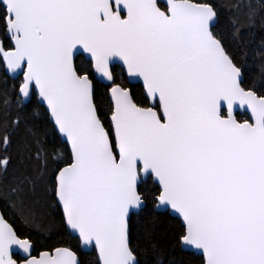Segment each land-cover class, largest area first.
<instances>
[{"label": "snow or ice", "instance_id": "6c2138e0", "mask_svg": "<svg viewBox=\"0 0 264 264\" xmlns=\"http://www.w3.org/2000/svg\"><path fill=\"white\" fill-rule=\"evenodd\" d=\"M256 22L251 0H0V264H264Z\"/></svg>", "mask_w": 264, "mask_h": 264}, {"label": "trees", "instance_id": "16d2710c", "mask_svg": "<svg viewBox=\"0 0 264 264\" xmlns=\"http://www.w3.org/2000/svg\"><path fill=\"white\" fill-rule=\"evenodd\" d=\"M253 3L255 9H256V14H257V22L254 27L255 35L256 38L259 39L260 37L264 36V28L261 27L260 25V17L264 15V5L260 3V0H251ZM3 77V74L0 73V78ZM49 212H52L51 209H48ZM54 215V213H52ZM185 261L188 262V264H195L194 261H192V258L190 257H184Z\"/></svg>", "mask_w": 264, "mask_h": 264}]
</instances>
